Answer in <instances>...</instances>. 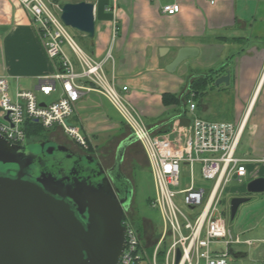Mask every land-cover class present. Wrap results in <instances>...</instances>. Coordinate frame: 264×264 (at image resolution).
<instances>
[{"label": "crops", "instance_id": "0c3cea01", "mask_svg": "<svg viewBox=\"0 0 264 264\" xmlns=\"http://www.w3.org/2000/svg\"><path fill=\"white\" fill-rule=\"evenodd\" d=\"M174 1L122 0L115 37L113 15L100 9L98 18V10L95 44L90 40L87 53L103 61L108 80L117 88L129 87L128 98L145 123L160 134L189 127L180 122L184 116L218 121L210 102L212 94L232 100V122L246 123L241 143L248 136L249 156L264 158V148L256 151L257 138L264 137V0H179V13L169 15L161 10ZM182 47L196 48L198 55L169 72L167 65ZM71 59L80 71L74 54ZM228 70L230 85H215V78ZM56 72L55 62L47 56L37 27L20 1L0 0V76L7 77L10 94L23 89L46 97L41 102H54L61 95L58 81L48 96L40 92V85L42 80L54 82ZM189 101L196 104L193 112ZM70 122L99 155L113 141L131 134L113 105L98 92L78 101ZM51 135L78 146L60 128ZM259 176H264V162L250 163L245 180ZM229 191L248 193L241 187H229Z\"/></svg>", "mask_w": 264, "mask_h": 264}, {"label": "built area", "instance_id": "2783aa9c", "mask_svg": "<svg viewBox=\"0 0 264 264\" xmlns=\"http://www.w3.org/2000/svg\"><path fill=\"white\" fill-rule=\"evenodd\" d=\"M18 1L37 27L46 54L57 68L52 77L54 82L42 80L40 92L46 96L51 95L58 81L61 95L51 103L41 102L36 93L23 89H18L12 96L7 77L0 76V135L12 143H27L29 123L36 122L44 129L58 126L79 146L88 149L87 137L70 119L82 97L93 92L102 94L147 154L155 187L150 206L159 213L162 220V231L153 245L151 257L135 224L131 220L127 222L126 244L119 264H236L228 260L230 256L235 258L232 255V251H236L234 245H253L254 242L251 239L243 240L228 226L225 195L232 182L243 183L249 176L250 163L264 162V158L238 154L245 121L235 123L189 116V127L173 128L171 135L155 132L128 98L129 87L124 85L119 89L108 80L103 61L95 59L77 44L61 18L65 3H93L95 19L99 9L113 15L115 37L122 0ZM211 3H215V0H211ZM181 8L180 1L176 0L165 3L161 10L175 15ZM64 44L75 55L80 71L64 51ZM107 57H112L111 50ZM189 102L193 112L196 104ZM196 163L200 164L202 178L213 181L211 189L197 187ZM183 172L190 177L184 184ZM184 207L190 209V212Z\"/></svg>", "mask_w": 264, "mask_h": 264}, {"label": "water", "instance_id": "95a60500", "mask_svg": "<svg viewBox=\"0 0 264 264\" xmlns=\"http://www.w3.org/2000/svg\"><path fill=\"white\" fill-rule=\"evenodd\" d=\"M61 18L95 44L93 3H65ZM197 55L198 49L182 47L166 69L175 72ZM230 80L228 70L214 84L230 85ZM180 122L189 125L191 118L181 117ZM136 142L133 133L119 142L115 166L107 173L96 160L94 170L66 166L62 180L45 169L32 179L30 172L40 154L36 147L42 151L48 142L19 145L0 135V264H119L126 244V210L134 195L121 166L127 147ZM124 185H130L127 191ZM246 188L250 194L264 193V176L251 179ZM250 199L232 197L231 219ZM232 255L243 258L248 253L232 251Z\"/></svg>", "mask_w": 264, "mask_h": 264}, {"label": "rangeland", "instance_id": "374dc122", "mask_svg": "<svg viewBox=\"0 0 264 264\" xmlns=\"http://www.w3.org/2000/svg\"><path fill=\"white\" fill-rule=\"evenodd\" d=\"M101 17L100 9L98 18ZM70 36L82 47L86 52L90 51V38L86 33L77 30L76 28L64 24ZM64 51L72 57V51L67 44L63 45ZM38 99L46 100V97L39 95ZM212 107L216 111L215 120L232 122V100L225 99L221 94H212L210 98ZM127 129L126 126L124 127ZM58 129V126H54L49 129H45L48 135ZM246 134V133H245ZM244 134V135H245ZM247 135V134H246ZM120 138H125L121 136ZM247 137L243 136L242 143L239 146L238 154L241 156H249L252 154L249 144L247 143ZM119 140L113 141L108 147L105 148L103 153L100 155L103 157V161L106 167L112 166L115 161L116 147L118 146ZM258 149L264 148V137L257 138ZM29 144H33L29 142ZM80 151L85 150L81 146L77 147ZM123 171L128 175L134 184V197L130 211L128 212V220L141 228V236L145 249L151 257L153 244L157 240L162 231V220L159 213L153 209L151 205V199L155 194L154 182L151 176V169L146 152L140 142L133 143L130 145L125 153V158L122 164ZM190 179L188 173H182V183L188 182ZM195 179L197 187H204L211 189L213 185L212 180H205L202 178L200 172V164L195 165ZM248 181L243 183L232 182L230 188L241 187L245 190ZM182 184V186H183ZM240 194V193H239ZM247 195L251 196L252 199L246 203H243L234 219L230 217V201L234 196ZM225 203L227 204L226 220L228 226L231 228L235 235H239L243 240H253V245L241 244L234 245L236 251L247 252V257L233 258L230 256L228 260L236 264H252L254 262L258 264H264V194H240L235 195L233 191H228L225 195ZM188 212L190 209L184 207ZM200 209H198L199 211ZM161 264V262H160Z\"/></svg>", "mask_w": 264, "mask_h": 264}, {"label": "flooded vegetation", "instance_id": "af4514ba", "mask_svg": "<svg viewBox=\"0 0 264 264\" xmlns=\"http://www.w3.org/2000/svg\"><path fill=\"white\" fill-rule=\"evenodd\" d=\"M29 142H32V143L48 142L46 146L43 147L42 151L40 149V146L36 147V152L40 154H39V157L36 163L37 165L35 167H32V170L30 172V177L32 179L37 178L39 171L45 169V170H49L55 177L62 180V179H65V168L80 166L85 171L94 170L95 168L94 164L96 160H98L101 163L106 173L107 171H109L115 166V161H114V164L112 166L106 167L103 161V157L99 155L98 153L91 151L89 148L83 151H80L77 148L78 146L76 144L72 145V144L65 142V140L62 138L53 137L52 135H48V132L46 130L41 136L29 139L27 144H29ZM117 147H116V150H117ZM115 158H116V155H115ZM66 166H69V167H66ZM95 170L98 171L97 169ZM122 171H123V168H122ZM123 173L128 177V175L124 171ZM130 181L134 189V184L131 179ZM128 187H130V185H128ZM128 187L127 185H124L125 191H127ZM133 197L130 201L128 210H126L127 222L129 221L128 212L131 209Z\"/></svg>", "mask_w": 264, "mask_h": 264}, {"label": "trees", "instance_id": "16d2710c", "mask_svg": "<svg viewBox=\"0 0 264 264\" xmlns=\"http://www.w3.org/2000/svg\"><path fill=\"white\" fill-rule=\"evenodd\" d=\"M211 78L213 79L214 76H211ZM44 131H45V129L41 125H39L38 123H36V122H30L29 123L28 131H27L28 138L29 139H32V138H36L38 136H41L44 133ZM134 224H135L136 228L138 229V231L140 233V236H141V228H139V226L136 225V223H134ZM156 239H157V237H156ZM141 240H142V236H141ZM152 249L153 248H151L149 251H151Z\"/></svg>", "mask_w": 264, "mask_h": 264}]
</instances>
